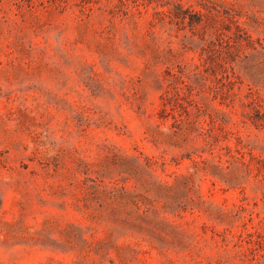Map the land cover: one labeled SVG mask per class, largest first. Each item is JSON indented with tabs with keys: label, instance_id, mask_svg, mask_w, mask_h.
I'll list each match as a JSON object with an SVG mask.
<instances>
[{
	"label": "rangeland",
	"instance_id": "rangeland-1",
	"mask_svg": "<svg viewBox=\"0 0 264 264\" xmlns=\"http://www.w3.org/2000/svg\"><path fill=\"white\" fill-rule=\"evenodd\" d=\"M0 264H264V0H0Z\"/></svg>",
	"mask_w": 264,
	"mask_h": 264
}]
</instances>
